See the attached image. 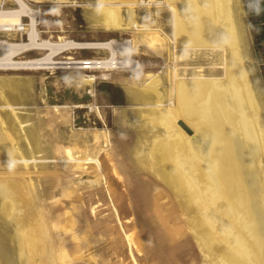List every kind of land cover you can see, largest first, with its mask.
<instances>
[{
	"label": "rangeland",
	"instance_id": "1",
	"mask_svg": "<svg viewBox=\"0 0 264 264\" xmlns=\"http://www.w3.org/2000/svg\"><path fill=\"white\" fill-rule=\"evenodd\" d=\"M26 2L41 13L37 26L41 39L65 37L85 43L133 40L132 57L139 66L135 72H108V79L100 71L87 70L0 71V136L7 133L12 142L13 150L8 149L7 154L20 151L26 159L0 161V264H27L23 232L38 220L47 234V264H62V253L67 257L65 264H134L131 252L138 264H225L205 248L201 230L190 221L196 214L183 211L165 176L155 169L151 145L142 137L140 125L142 116L157 106L134 101L128 91H143L150 76H159L158 87L168 98L162 108L168 110L173 107L169 101L173 70L179 79L199 75L223 79V48H203L176 57L171 55L170 40L152 49L143 39L146 32L94 29L90 20L97 7L88 6L86 0ZM233 2L243 62L264 105V47L255 49L256 28L248 12L250 6L264 0ZM0 5L4 9L17 7L12 0H0ZM150 7L142 13L141 27L171 38L172 14ZM23 24L21 29L28 28L29 19L24 18ZM27 36V31L0 32V40L11 42L27 41ZM5 55L0 52V58ZM44 55L30 51L18 59ZM67 57L107 59L111 53L74 50L57 60ZM85 75L95 77V82L84 84ZM175 126L187 138L194 137L182 119ZM67 150L80 159H100L103 177L92 164L51 163L66 160ZM10 192L22 195V201L15 202ZM6 194L12 205L17 203L10 215L2 211ZM17 231L19 239L14 238ZM125 233H133L134 245L128 244ZM39 258L38 254L36 260Z\"/></svg>",
	"mask_w": 264,
	"mask_h": 264
},
{
	"label": "bare ground",
	"instance_id": "2",
	"mask_svg": "<svg viewBox=\"0 0 264 264\" xmlns=\"http://www.w3.org/2000/svg\"><path fill=\"white\" fill-rule=\"evenodd\" d=\"M12 1L17 5L14 9H4L0 5V32L27 31L28 39L22 42L0 40V52L6 54L0 58V71L87 70L100 71L108 79L107 73L111 71L138 70V61L132 57L133 40L92 43L65 37L44 40L37 27L40 11L32 9L26 0ZM86 1L88 6L97 7L92 9L90 20H93L94 29L146 32L143 39L152 49L161 48L163 44L158 43H165V40H170L171 55L176 57L203 48H223V79L202 75L179 79L177 70H173L169 97L173 107L168 110L162 108L168 98L158 87L159 76H150L148 88L143 91L133 88L128 91L134 101L157 106L142 116L141 135L151 145L150 156L155 169L165 176L183 211L196 214L190 221L201 230L205 248L225 264H264V105L243 62L244 48L233 0H159L152 8L167 9L172 14V37L164 36L165 39L160 32L141 27L142 13L151 7L140 0ZM24 18H29L28 28L21 29ZM74 50H107L111 57L57 60ZM30 51L45 52V55L18 59ZM95 80L92 75H85L82 82L93 84ZM179 119L194 131L193 138H187L176 128ZM0 137V161L26 160L20 151L18 155L15 151L7 154L8 149L13 150L12 142L7 133ZM51 163L92 164L103 177L104 166L100 159H80L70 150H67L66 160L57 159ZM8 194L15 195V202L22 201V195ZM8 198L6 194L2 203L6 215H10L17 204L12 205ZM39 223L36 221V225L23 232L29 256L27 264H47L48 261L44 240L47 234ZM20 236L18 231L14 234L15 239ZM125 237L130 246L135 244L133 233H125ZM20 254L24 259V250ZM38 254L40 258L36 260ZM131 257L134 264H138L132 252ZM66 260L62 253V264Z\"/></svg>",
	"mask_w": 264,
	"mask_h": 264
},
{
	"label": "trees",
	"instance_id": "3",
	"mask_svg": "<svg viewBox=\"0 0 264 264\" xmlns=\"http://www.w3.org/2000/svg\"><path fill=\"white\" fill-rule=\"evenodd\" d=\"M251 24L256 28L255 49L258 51L260 47H264V3H255L248 8ZM261 60L264 65V52ZM264 79V68H263Z\"/></svg>",
	"mask_w": 264,
	"mask_h": 264
},
{
	"label": "built area",
	"instance_id": "4",
	"mask_svg": "<svg viewBox=\"0 0 264 264\" xmlns=\"http://www.w3.org/2000/svg\"><path fill=\"white\" fill-rule=\"evenodd\" d=\"M146 6H155L159 0H140ZM29 19V18H28ZM24 29V28H23ZM111 40V39H110ZM118 40V39H115ZM120 41V40H119Z\"/></svg>",
	"mask_w": 264,
	"mask_h": 264
},
{
	"label": "water",
	"instance_id": "5",
	"mask_svg": "<svg viewBox=\"0 0 264 264\" xmlns=\"http://www.w3.org/2000/svg\"><path fill=\"white\" fill-rule=\"evenodd\" d=\"M184 129L187 128V131H189L190 129L186 126V125H183Z\"/></svg>",
	"mask_w": 264,
	"mask_h": 264
}]
</instances>
